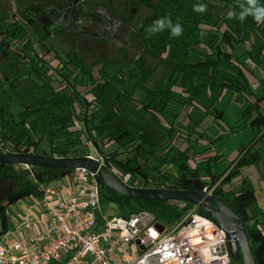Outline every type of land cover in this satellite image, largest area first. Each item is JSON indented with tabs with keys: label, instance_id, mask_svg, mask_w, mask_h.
I'll list each match as a JSON object with an SVG mask.
<instances>
[{
	"label": "trees",
	"instance_id": "trees-1",
	"mask_svg": "<svg viewBox=\"0 0 264 264\" xmlns=\"http://www.w3.org/2000/svg\"><path fill=\"white\" fill-rule=\"evenodd\" d=\"M55 1L76 7L79 0ZM240 2L133 0L135 18L139 19L134 27L138 44L152 59V66L163 63L169 68L159 82L149 81L148 71L111 72L103 66L95 78L92 66L75 57L61 56L49 43L59 30L38 19L44 12L43 6L30 5L23 12H14L9 20H0V56L16 55L31 63L29 78L41 92L34 105L19 113L20 121L15 124H27L35 131L38 122L44 121L43 132L50 148L49 154L40 152L39 143L29 130L17 128L8 133L2 126L0 152L6 144L12 146L13 152L25 150L53 158L83 157L94 150L103 156L105 166L130 188L202 192L216 186L213 196L243 223L254 263L264 264V220L257 221L250 213L256 202L255 193L245 188L244 181L239 186L231 184L241 168L258 161V154L245 147L222 173H214L212 166L221 156L212 153L223 136L207 137L200 122L193 119L197 99L220 103L230 93L233 102L240 106V119L234 128L249 126L257 133L256 140L264 135L261 107L264 96L252 88L248 79V75L255 79L264 75V22L258 23L251 16L243 21L230 19L229 11L239 14ZM258 2L264 6V0ZM97 5L123 26H133L113 2L108 6ZM198 5H205L206 9L196 11ZM160 19L170 21L173 26L179 24L183 29L181 35L172 36L167 27L150 33L148 29ZM36 47L38 53L34 51ZM213 111L214 118L220 119L222 111L217 107ZM183 114L185 123L179 121ZM160 118H169V124L164 126ZM177 140L185 145L184 149L175 145ZM112 145L115 150L104 154L102 148ZM12 167L0 164V176L13 186L6 204L0 203V238L12 224L8 212L11 205L29 196L39 198L42 187L68 175L59 169L36 167L37 171H52L55 176L34 181L29 174L23 179L22 175H13ZM101 196L105 202L115 204L122 217L149 211L166 225L175 224L193 207L188 202L126 198L105 186H101ZM199 213L217 223L200 209ZM232 262L242 264L239 251L237 260L232 258Z\"/></svg>",
	"mask_w": 264,
	"mask_h": 264
},
{
	"label": "built area",
	"instance_id": "built-area-1",
	"mask_svg": "<svg viewBox=\"0 0 264 264\" xmlns=\"http://www.w3.org/2000/svg\"><path fill=\"white\" fill-rule=\"evenodd\" d=\"M84 157L105 165L96 152ZM70 174L57 188L42 187L39 198H25L21 219L10 215L0 264H233L227 233L197 206L173 225L149 211L103 217L97 172L78 168ZM215 187L202 192L213 195Z\"/></svg>",
	"mask_w": 264,
	"mask_h": 264
},
{
	"label": "rangeland",
	"instance_id": "rangeland-1",
	"mask_svg": "<svg viewBox=\"0 0 264 264\" xmlns=\"http://www.w3.org/2000/svg\"><path fill=\"white\" fill-rule=\"evenodd\" d=\"M78 2L76 7H71L67 2H56L55 0H0V19L7 21L14 12L22 11L30 5L43 6L44 12L38 19L44 25L59 30L49 39L54 50L63 57H75L80 63L92 66L95 78L98 77V71L103 66L111 72L119 70L124 72L148 71L149 81L159 82L163 79L169 68L163 63L152 66V59L144 54L142 47L138 44L134 27L138 24L139 19L135 18L133 0H79ZM110 2L121 9L124 17L129 19L133 26H123L110 12L97 5L108 6ZM58 10L65 11V13L60 14ZM34 51L38 53V48H34ZM241 52L242 49H239L238 53ZM30 70L31 63H25L16 55L0 56V130L2 126L8 133L16 131L17 128L27 129L33 140L39 143V151L49 154L48 138L43 132L44 121L38 122V128L35 131H31L27 124H15L20 121L19 113L25 110L26 106L34 105V100L41 95V92L35 88V82L29 78ZM80 89L81 92L84 91V89ZM136 97L138 96L136 95ZM195 105L197 110L193 119L206 128L204 131L207 137H213V132L210 129L211 121L205 118V113L210 110V114H213V108L217 107L218 103H212L210 99L199 98ZM160 120L164 126L170 122L169 118H160ZM179 121L185 123L186 116L183 114ZM175 145L181 146L182 149L185 148V145L181 144L179 140L175 142ZM4 148L13 152L10 144H6ZM102 150L104 154H109L115 150V147L107 146ZM240 151L241 149H239ZM92 152L95 151L92 150ZM106 170L110 175L115 176L108 167ZM11 171L13 175H22L21 179L26 178L25 175L29 174V179L34 181L55 176L52 171L41 172L34 168L29 171L24 170L22 166L14 165ZM202 178L206 180L204 173H202ZM71 179V174L65 175L50 181L48 186L57 188L62 181ZM10 187L5 182L0 183V203L2 205L6 204ZM28 202L25 199L11 205L8 208L9 215H16L22 204ZM99 213L103 217L121 216L118 207L113 203L105 202L104 199L100 203Z\"/></svg>",
	"mask_w": 264,
	"mask_h": 264
},
{
	"label": "water",
	"instance_id": "water-1",
	"mask_svg": "<svg viewBox=\"0 0 264 264\" xmlns=\"http://www.w3.org/2000/svg\"><path fill=\"white\" fill-rule=\"evenodd\" d=\"M0 164L14 165L30 168L59 169L71 173L78 168L97 172L96 184L105 186L120 196L139 200H172L188 202L197 206L204 213L210 215L217 224L227 233L231 257L237 260L238 251L242 264H255L250 244L240 218L218 197L205 192H192L182 190H157L145 188H130L113 175L106 167L86 157L53 158L21 152H9L1 147Z\"/></svg>",
	"mask_w": 264,
	"mask_h": 264
},
{
	"label": "crops",
	"instance_id": "crops-1",
	"mask_svg": "<svg viewBox=\"0 0 264 264\" xmlns=\"http://www.w3.org/2000/svg\"><path fill=\"white\" fill-rule=\"evenodd\" d=\"M24 10L18 12H23ZM50 38H52V36ZM248 79L252 88L256 90L260 96H264V75H258L257 79L248 75ZM232 98L231 94L228 93L223 100L218 103L217 110L222 111L220 119L214 118V113L210 114V110L205 113V118L211 121L210 129L213 132V137L223 136L221 142L213 149L212 154L221 156V159L216 164H213L212 169L216 174L222 173L235 161L245 147H249L251 152H257L259 157L258 161L241 168L239 176L234 178L231 184L233 186H239L241 182L244 181L245 188L254 191L256 202L251 206L250 213L256 217L257 221H262L264 220V135H262L261 139L256 140L257 133L249 126H245L240 130L234 128L236 122L240 119V106L236 102H233ZM261 107L262 110H264V102L261 103ZM200 127L203 131L206 129L201 125ZM202 130H199V132ZM262 133H264V131H262ZM260 135L261 133L259 136ZM201 143L202 145L206 144L205 142ZM239 149H241L240 152ZM20 209L21 207L16 215L13 214L17 220L21 219L22 216ZM12 226H10V228H12Z\"/></svg>",
	"mask_w": 264,
	"mask_h": 264
},
{
	"label": "clouds",
	"instance_id": "clouds-1",
	"mask_svg": "<svg viewBox=\"0 0 264 264\" xmlns=\"http://www.w3.org/2000/svg\"><path fill=\"white\" fill-rule=\"evenodd\" d=\"M238 7L241 9L238 15L234 11H229L228 16L230 19L236 17L243 21L248 16H251L258 23L264 22V6H261L258 0H241ZM205 9V5H198L195 7L196 11H204ZM165 27L170 28L172 36H180L183 31L179 24L173 26L170 21H166L164 19L155 21L153 26L150 27L148 31L155 34L164 30Z\"/></svg>",
	"mask_w": 264,
	"mask_h": 264
},
{
	"label": "flooded vegetation",
	"instance_id": "flooded-vegetation-1",
	"mask_svg": "<svg viewBox=\"0 0 264 264\" xmlns=\"http://www.w3.org/2000/svg\"><path fill=\"white\" fill-rule=\"evenodd\" d=\"M79 3V2H78ZM78 3H76V4H78ZM60 14H64L65 13V11H61V12H59ZM1 153V152H0ZM2 154V153H1ZM0 154V155H1ZM3 178L0 176V183H6L8 186L10 185L11 187H10V191H9V193H8V196H7V198L9 197V195H10V193H11V191L13 190L12 188H13V186H12V184H11V182H9L8 180H4L3 179V182H1V180H2ZM7 198H6V200H7Z\"/></svg>",
	"mask_w": 264,
	"mask_h": 264
}]
</instances>
